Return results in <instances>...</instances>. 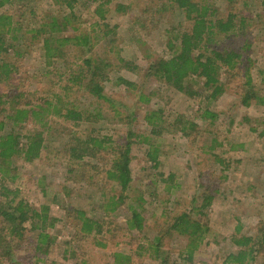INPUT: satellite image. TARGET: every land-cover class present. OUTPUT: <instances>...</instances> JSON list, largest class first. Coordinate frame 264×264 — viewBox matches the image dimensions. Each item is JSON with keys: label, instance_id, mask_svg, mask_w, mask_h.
Returning <instances> with one entry per match:
<instances>
[{"label": "rangeland", "instance_id": "obj_1", "mask_svg": "<svg viewBox=\"0 0 264 264\" xmlns=\"http://www.w3.org/2000/svg\"><path fill=\"white\" fill-rule=\"evenodd\" d=\"M82 1L76 3L73 24L76 22L77 33L91 36L92 54L111 63L108 68L110 78L104 82L103 92L114 102L83 92L86 97H70L74 99L70 103L89 110V119H83L75 125L53 112L45 116L46 123L42 126L39 121L37 124H27V127L48 130L45 147L40 156L32 161L22 157L13 158L10 170L5 169L0 183L18 189L20 197L34 208L39 209L42 204H47L50 215L57 220L46 227L49 239L39 250L35 248L39 227H33L30 220L24 222L21 246L14 249L12 257L15 261L0 257V264H76L81 258L88 260L89 264H110L113 260L112 251L116 249L130 254L128 264H159L150 255L151 249L146 248L148 236L154 233L162 234L161 246L167 250L170 264H227L228 255L238 250L231 240L233 233L249 236L264 231V103L252 101L249 106L242 105L235 78L226 75L222 76L223 80H228L225 91L210 100H205V96L199 99L189 97L144 76L142 69L150 61L162 56L169 57L172 53L168 40L177 33L168 32L167 28L188 25L183 13L167 8L169 0H90L88 4ZM101 1H106L103 9L107 27L97 23L98 16L93 12ZM243 1L248 3V9ZM117 2L123 3L125 9L116 11ZM34 4L37 6L34 11L36 25L42 21V16L55 15L59 11L62 13L65 8L63 0H36ZM16 5L15 2L5 7L15 17L18 14ZM250 5V0H238L232 6L224 0H212V16L208 17L211 16V20L216 22L217 19L223 20L228 12H233L248 14L253 18L259 6L256 3L254 10ZM3 10L4 7L0 8V12ZM252 21H245L243 29L238 28L240 24L236 22V27L227 33L229 38L220 39V45L231 46L232 43L235 49L242 45L239 68L242 71L245 68L249 70L254 89L264 95V22L260 18L254 27ZM107 29L111 31L105 34ZM72 31L68 28L65 35L71 36ZM38 46L41 45H31L27 49L29 54L20 58L19 63L15 58V75L16 82L25 89L41 92L47 86L39 76L45 65L38 57ZM78 53L70 50L69 56L74 59L73 56ZM117 56L126 60L129 67L136 66L139 71L121 66L123 62L118 61ZM119 76L132 81L137 87L128 90L124 85L117 84ZM45 77L50 78L49 75ZM45 81L49 82L47 78ZM199 85L200 82H197L196 86ZM4 86L0 85V91ZM58 90L56 88L55 92ZM139 92L152 93L148 94V101H138ZM32 95V102H35L36 93ZM22 101L20 99V104ZM204 108L214 112L215 117L204 119L201 112ZM146 109H160L162 118L170 123L179 117L186 126L189 122L196 126L186 135L180 129L169 133L165 130L160 137L155 138L162 151L157 167L145 154L148 145L134 142L131 147V181L127 191H122L114 181H106L105 186L98 191L84 180L77 181L79 176L85 177L87 171L78 167L80 160H73L65 151L64 142L70 141L72 133L75 136L87 132L95 136L107 135L115 145L128 129L149 135V126L144 121ZM62 126L72 132L62 129ZM91 128L94 130H89ZM170 173L173 174L172 181H165ZM211 191H215L216 198L205 209L206 216L200 217L209 229L192 256L187 258L184 253L187 238H178L174 233L168 235L160 229L166 227L170 216L199 205L203 193ZM120 193L124 194V200L114 204L113 211L106 209V196L116 197ZM53 196H56L55 199ZM139 197L141 200H136L135 207L141 206L144 227L140 232L131 231L126 226L131 217L130 203ZM192 197L194 201H190ZM63 206L70 209L71 213L73 209L81 208L88 215L104 206L102 213L99 211L103 230L93 236L99 240L104 238L105 245H97L92 236L71 239L76 229V217L66 214ZM107 228L110 233L105 232ZM138 244H145L143 251H135ZM256 256L257 259L252 263L261 264L264 261V248Z\"/></svg>", "mask_w": 264, "mask_h": 264}, {"label": "trees", "instance_id": "obj_2", "mask_svg": "<svg viewBox=\"0 0 264 264\" xmlns=\"http://www.w3.org/2000/svg\"><path fill=\"white\" fill-rule=\"evenodd\" d=\"M35 1L0 0V8L4 7L5 9L0 12V85H5L0 91V182L3 179L5 169L10 170L13 158L22 157L26 161H32L40 156L41 150L45 147L44 140L49 135L48 130L39 127H27L28 123L37 124L39 121L42 126L46 123V120L44 121L45 116L53 112L59 118L75 125L83 119H89L91 117L89 110L82 109V106L76 107L70 103L74 100L70 97H86L87 95L83 92L91 97L96 96L98 99L110 103L114 102L103 92V84L110 78L108 68L111 63L105 58L92 54L91 36L77 33L76 22L73 24L74 17L72 16L77 11L76 3L79 0H63L65 6L63 12L60 13L59 11L55 15L46 14L42 16L39 25L34 23V11L36 12L37 8L34 4ZM89 1L83 0L82 3L88 4ZM106 1L99 2L93 9V12L98 16L99 21L97 23L103 27H107L103 9ZM169 1L170 4L167 8L174 10V12L179 10L180 13H183L188 25L178 28L172 25L169 29L167 28L168 32L177 33L171 40H168L169 50H172V53L169 57L162 56L150 61L147 67L142 69L144 76L158 81L169 89L183 92L189 97L199 99L201 96H205V100H210L217 98L225 91L227 85L225 83H228V80H223L222 76L226 75L229 78H235V85L239 91L238 95L241 96L240 103L242 105L249 106L252 101L259 104L264 103V95L259 94L254 89V84L251 83L252 76L249 70L245 68L242 71V68H239L242 45L236 49L232 48V43H230L231 46L220 45V39L229 38L227 33L236 27V22L240 24L238 28L241 27L242 29L245 21L249 19H253L254 27L260 18L264 22V0H250V7H254V10L256 3L259 6L253 18L247 16L248 14L239 15L228 12L223 20L217 19L216 22L211 20L212 0H208L207 3H199L193 0ZM224 1L232 6L238 0ZM15 2L18 11L16 17L5 8ZM243 2L248 9V3ZM115 6L116 11L125 9L124 4L120 2H117ZM209 15H211L210 18ZM68 28L73 30L71 36L65 35ZM110 31L107 29L105 34ZM214 42L215 45L213 46ZM35 43L41 45L38 46L40 51L38 57L41 63L44 62L45 68L42 66L44 69H41L39 76L47 86L46 89H49L48 92H43L46 89H42L41 92L27 90L22 84L16 82L17 63L15 58L19 63V59L29 54L27 49ZM246 46L248 45L246 44ZM70 50L79 52L77 56H73L74 59L69 56ZM117 59L123 62L121 66L124 68L139 71L136 66L129 67L128 62L119 56ZM20 64H22L21 61ZM46 75H49L50 78L45 77ZM45 78L49 82H46ZM196 79L198 80L196 81ZM241 80H243V84ZM116 82L124 85L128 90L137 87L132 81L120 76ZM197 82H200L199 86H196ZM56 88L59 89L58 92H55ZM35 93V102H32L34 96L32 94ZM151 93L139 92L138 101H148V94ZM20 99L23 100L21 104ZM201 112L204 119L215 117V113L207 108ZM162 117L160 109L145 111L144 121L149 126V135L128 129L126 135L116 145L107 135L106 137L95 136L92 132H87L75 136L73 132L70 141L64 142L65 151L73 160H80L77 164L78 167L87 171L85 177L79 176L77 181H86L87 185L94 188L95 191L102 189L106 181H114L122 191H127L131 181V147L134 142L148 145L145 154L153 163L152 165L157 167L162 151L158 143L155 142V138L160 137L165 130L169 133L180 129L181 133L186 135L196 126L192 122L186 126L185 121L182 122L179 117L172 123L168 120L165 121V118ZM34 120L35 122H33ZM164 122L165 125H163ZM62 129L71 131L65 126H62ZM89 130L93 131L94 129ZM60 132L62 133V131ZM55 151L58 152V150ZM71 171L74 174L72 169ZM42 178L43 176L40 182ZM172 179L173 174L171 173L165 177V181H172ZM3 183H0V257L14 262L12 257L14 249L21 246L20 240L23 236L24 222L30 220L33 227H39L35 245L36 250H39L49 239L48 233L45 232L46 227L52 225L57 218L50 215L47 204H42L39 209L34 208L20 197L17 192L18 189H11ZM42 190L45 193L47 191L45 187ZM211 192L203 193L199 205H193L190 210H182L170 216L166 227L160 229L168 235L174 233L178 238H187L184 250L187 258L192 256L209 229L207 223L201 221L200 217L206 216L205 209L216 198L215 191ZM55 197L53 196L54 199ZM124 198V194L121 193L116 197L106 196V209L113 211L114 207L112 206L121 203ZM136 200L140 201L141 198L131 201V217L127 220L126 226L131 231L140 232L144 225L141 206L135 207ZM190 201H194V198L192 197ZM104 206L99 209L100 213H102ZM63 208L66 214H72V217H76V219L74 218L76 229L74 228L71 239L77 240V238L92 236L97 245H105L104 238L99 240L98 237L93 236L94 233L103 230V219L97 209L93 210V214L88 215L81 208L73 209V213L66 206ZM105 232L110 233V229H105ZM231 240L238 247V250L228 255L227 264H254L252 262L258 257L256 253L264 248V231L260 230L249 236H238L233 233ZM147 241L146 248L151 249L152 258L158 260L159 264H170L167 250L161 246L162 234L154 233L151 237L148 236ZM144 247L145 244H138L135 251L142 250ZM112 255L113 260L110 264H128L131 260L130 254L121 249L113 250ZM76 264H89V262L85 258H81ZM261 264H264V261Z\"/></svg>", "mask_w": 264, "mask_h": 264}]
</instances>
